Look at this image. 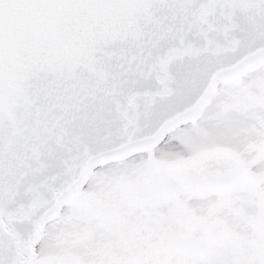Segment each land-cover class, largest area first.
I'll return each instance as SVG.
<instances>
[{
  "label": "snow or ice",
  "instance_id": "6c2138e0",
  "mask_svg": "<svg viewBox=\"0 0 264 264\" xmlns=\"http://www.w3.org/2000/svg\"><path fill=\"white\" fill-rule=\"evenodd\" d=\"M0 264H264V0H0Z\"/></svg>",
  "mask_w": 264,
  "mask_h": 264
}]
</instances>
